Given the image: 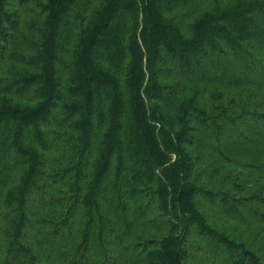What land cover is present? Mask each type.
Listing matches in <instances>:
<instances>
[{"label":"trees","instance_id":"16d2710c","mask_svg":"<svg viewBox=\"0 0 264 264\" xmlns=\"http://www.w3.org/2000/svg\"><path fill=\"white\" fill-rule=\"evenodd\" d=\"M94 1L0 0V264H264V0Z\"/></svg>","mask_w":264,"mask_h":264},{"label":"rangeland","instance_id":"374dc122","mask_svg":"<svg viewBox=\"0 0 264 264\" xmlns=\"http://www.w3.org/2000/svg\"><path fill=\"white\" fill-rule=\"evenodd\" d=\"M100 1V0H99ZM245 0H195L192 5H197L196 14L198 12H202L204 10H214L218 8H223L230 5H235L243 2ZM98 4V0L94 1V7ZM264 58V55H263ZM198 88L203 89L202 96L203 98H208L210 93L217 87V85H208L206 83H197L195 82ZM189 87L192 83H188ZM223 88L227 92H230L229 87L225 88L222 85H218ZM238 90H234V94L237 93ZM248 101H255V103H264V89L262 88H241L239 91ZM233 94V92H230ZM230 94V95H231ZM228 142H225L227 144ZM211 158V159H210ZM207 160H213L214 166H218V171L216 175H214V181H218L222 174L227 173L232 168L236 170H240L239 165L234 164L233 162L224 160L223 158L216 156L210 157ZM257 177V179H256ZM245 187L249 184L260 183L264 184V177L259 178V176H245L244 179ZM206 210L210 213L212 220L222 228H225L228 232L233 235H237L246 239L248 243H252V245L260 252L264 253V222L258 221L254 218H250L247 220H240L231 216L226 215L222 210L217 207H206ZM213 255H217L218 260L215 259ZM222 256L220 252H215L213 249H209V255L207 253L201 254L199 257V262L197 264H223Z\"/></svg>","mask_w":264,"mask_h":264}]
</instances>
